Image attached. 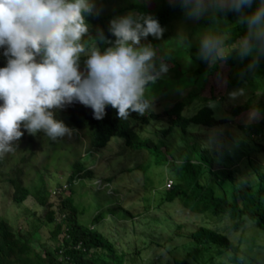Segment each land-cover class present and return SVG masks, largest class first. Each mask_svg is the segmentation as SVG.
Returning a JSON list of instances; mask_svg holds the SVG:
<instances>
[{
	"label": "rangeland",
	"instance_id": "374dc122",
	"mask_svg": "<svg viewBox=\"0 0 264 264\" xmlns=\"http://www.w3.org/2000/svg\"><path fill=\"white\" fill-rule=\"evenodd\" d=\"M161 1L94 0V13L117 12L127 3L151 6ZM125 15L129 14H117L113 19ZM5 63L0 55V67ZM219 67L220 73L208 77L201 92L190 88L179 94L152 98L162 88L161 83L154 84L147 91L152 98L151 109L144 115L136 113L130 125L141 139L161 145L177 162L202 164L205 171L201 181L217 195L235 197L240 202L239 192L250 190L253 204L261 201L264 205V184L256 179V173H264V131L253 134L245 128L258 121L259 115L250 111L238 117L230 116L232 107L244 103L247 94L227 90L226 70L223 64ZM202 98L212 100L208 106L214 118L226 120V124L213 129L190 125L184 133L178 129L164 133L169 127L161 116L164 111L176 102H184L183 116L190 117L205 104L200 102ZM61 140L34 137L30 142L25 132L13 142V151L0 157L4 163L0 167V218L17 237L50 251L58 245L51 238L57 220H47L49 209L40 207L32 197L19 205L13 202L9 179L19 170L24 185L31 190L43 178L55 212L61 200L72 196L79 211V223L114 244L124 264H173L177 259L189 264L262 263L259 257H264V232L246 221L242 230L234 233L228 218L216 221L208 215L192 214L177 202H164L171 182L169 173L147 153L130 151L119 138H111L105 148L89 154L84 153V146L80 147L73 134ZM74 158L79 159L83 173L91 174L69 184ZM58 189L61 192L53 195ZM200 227L226 236L237 247V254L214 247L200 253L188 239ZM95 256L105 259L101 253Z\"/></svg>",
	"mask_w": 264,
	"mask_h": 264
},
{
	"label": "trees",
	"instance_id": "16d2710c",
	"mask_svg": "<svg viewBox=\"0 0 264 264\" xmlns=\"http://www.w3.org/2000/svg\"><path fill=\"white\" fill-rule=\"evenodd\" d=\"M255 7L254 3L252 8L246 11L251 12ZM123 13L136 14V16L151 15L164 30L159 40L149 36L147 40L141 41L142 44L151 43L157 52V62L162 60L168 66V72L154 83H161L162 88L152 98L170 93L179 94L190 88L201 92L208 77L219 74V65L223 64L226 70L227 90L247 94V100L244 103L232 107L230 116L238 117L246 112H256L259 120L246 125L245 128L253 134L264 131V60L255 70L242 75L249 58L241 61L233 53L226 61L214 64L206 63L198 58L199 40L206 30L211 29L220 34L226 46L245 34L246 29L236 23L234 13H228L225 19L215 22L206 17L191 20L186 18L183 9L175 4L174 0H162L159 4L151 6L146 3H127L117 12L98 15L93 13L85 16V22L89 28L88 35L95 39L97 32L102 31L107 39L114 40L115 38L108 33L109 21L113 20L115 15ZM83 39L90 43L88 37ZM109 46L97 43L101 52ZM85 59L86 57L82 55L79 61L81 71L85 69ZM154 84H151L149 88L154 87ZM199 100L205 104L190 117L183 116V111L186 109L184 102H176L170 109L164 111L161 116L169 125L164 133L168 134L174 129L184 133L190 125L213 129L226 124V120L214 118L208 106L212 100L207 98ZM53 111L54 119L62 121L74 130L73 135L77 138L80 147L84 146L85 154L105 148L111 138H119L130 151L145 152L157 166H165L171 182L165 192L164 202H177L182 209L192 214L208 215L216 221L228 218L232 222L230 230L234 233L242 230L246 221L252 222L258 231L264 232V205L261 201L253 204V195L250 190L239 192L240 202L235 197L228 199L217 195L211 186L201 181L205 171L202 164L192 161L179 163L163 150L161 145L143 140L133 131L130 120L135 118L136 113H131L127 120H122L117 117L115 109L106 106L104 118L96 120L93 119L90 108L78 103ZM27 135L30 142L34 137L37 139L47 137L42 131L35 135ZM55 141L62 142L61 137ZM73 152H75L74 148ZM76 158L70 165L69 184L81 176L90 177L91 174L90 171L83 173L84 169ZM3 165L0 159V167ZM256 179L260 184H264V173H256ZM9 184L13 190L12 200L15 204H22L28 197H32L40 207L49 209L47 220L50 222L57 220L51 238L58 245L52 251L43 247L38 248L32 241L17 237L7 223L0 218V264H124L114 244L100 233L79 223V211L74 205L72 196L61 200L55 212L51 209L53 207L49 203L50 192L43 178H40L39 183L31 190L24 185L21 172L18 170L15 177L9 179ZM54 215L58 218L56 219ZM188 239L200 253L207 252L211 247L234 254L238 252L237 247L226 236L205 227L198 228L189 235ZM96 253L103 254L105 259L100 260L95 256ZM259 260L262 261L261 264H264V257H259ZM173 264L189 263L177 259Z\"/></svg>",
	"mask_w": 264,
	"mask_h": 264
},
{
	"label": "clouds",
	"instance_id": "9594fccd",
	"mask_svg": "<svg viewBox=\"0 0 264 264\" xmlns=\"http://www.w3.org/2000/svg\"><path fill=\"white\" fill-rule=\"evenodd\" d=\"M186 18L210 21L236 15L245 34L226 46L209 29L199 40L198 58L214 64L233 53L250 73L264 60V0H174ZM256 7L251 12L253 4ZM94 13V0H0V157L12 152L13 142L26 132H43L50 139L71 136L73 129L54 119L53 110L78 103L92 110L93 119L105 116L106 106L127 120L152 107L148 88L168 66L160 60L149 36L159 40L163 28L151 15H125L109 21L107 39L98 31L88 35L85 16ZM98 15V12L96 13ZM88 37L90 43L83 38ZM99 44L110 45L101 52ZM85 56V69L79 61ZM23 129V132L21 131Z\"/></svg>",
	"mask_w": 264,
	"mask_h": 264
},
{
	"label": "built area",
	"instance_id": "2783aa9c",
	"mask_svg": "<svg viewBox=\"0 0 264 264\" xmlns=\"http://www.w3.org/2000/svg\"><path fill=\"white\" fill-rule=\"evenodd\" d=\"M62 189H58V190H55L52 194L53 195H56V194H59L61 192Z\"/></svg>",
	"mask_w": 264,
	"mask_h": 264
}]
</instances>
